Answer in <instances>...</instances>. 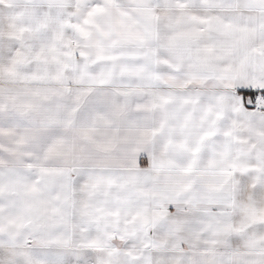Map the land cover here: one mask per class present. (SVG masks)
<instances>
[{
  "label": "snow or ice",
  "instance_id": "6c2138e0",
  "mask_svg": "<svg viewBox=\"0 0 264 264\" xmlns=\"http://www.w3.org/2000/svg\"><path fill=\"white\" fill-rule=\"evenodd\" d=\"M0 264H264V0H0Z\"/></svg>",
  "mask_w": 264,
  "mask_h": 264
}]
</instances>
